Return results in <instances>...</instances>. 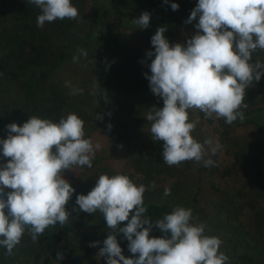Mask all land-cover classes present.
I'll return each instance as SVG.
<instances>
[{
  "label": "trees",
  "instance_id": "16d2710c",
  "mask_svg": "<svg viewBox=\"0 0 264 264\" xmlns=\"http://www.w3.org/2000/svg\"><path fill=\"white\" fill-rule=\"evenodd\" d=\"M104 1L91 0L90 15L87 0H72L79 21L57 19L41 28L36 24L37 6L28 0H0V139L8 135L6 125L22 126L30 116L58 122L75 113L85 122V138L104 127L114 144L131 148L121 168L103 174H124L146 187L155 182L156 187L144 193L146 216L155 221L176 206L191 208L190 222L204 223L206 235L212 236L211 229L225 233V248L220 250L230 264H264V76L245 90L248 107L241 109L245 120L228 124L223 118L222 148L232 155L233 167H204L202 161L193 160L168 166L163 162V142L151 139V122L145 118L151 106L163 107L144 75H151L148 65L154 57L148 58L142 46L150 45L154 51L150 41L156 31L150 27L137 31L129 25L148 11L150 25L167 26L166 37L186 43L195 34L198 19L191 24L184 21L198 0H106L108 7ZM173 2L179 5L176 11L170 7ZM78 49L86 50L88 56H79ZM74 56H79L76 62ZM255 61L264 63V51L253 54ZM74 88L83 89L82 94L73 95ZM97 115L103 119L97 120ZM189 119H197L194 110H189ZM251 128L256 136L247 134ZM191 134L201 143L206 140L200 122ZM216 156L208 151L205 159ZM5 162L0 155V164ZM212 171H220L219 177L229 185L214 182ZM100 175L90 176L73 193L64 227H47L36 243L26 231L12 255L0 246V264H106L97 255L111 231L103 215L84 213L73 204L77 195L89 193ZM164 177L172 180L170 185L163 186ZM165 188L171 189V195H163ZM89 220L95 222L92 229L86 227ZM151 235L163 234L153 229ZM117 240L123 255L133 257L128 241L122 235ZM92 241L100 244L89 247Z\"/></svg>",
  "mask_w": 264,
  "mask_h": 264
},
{
  "label": "clouds",
  "instance_id": "9594fccd",
  "mask_svg": "<svg viewBox=\"0 0 264 264\" xmlns=\"http://www.w3.org/2000/svg\"><path fill=\"white\" fill-rule=\"evenodd\" d=\"M28 3L40 9L37 27L57 19L81 18L72 0ZM170 7L179 9L175 2ZM150 18L151 14L143 11L132 23L137 29H147ZM197 19L195 34L186 43L170 45L164 35L167 26L158 27L150 41L154 51L146 53L154 59L148 65L151 75H144L151 92L163 100V107L151 106L145 118L151 122V139L163 142V162L168 166L189 160L215 166L205 157L208 151L215 155L222 145L218 140L213 145L211 139L201 143L193 137L200 121L190 120L189 110L198 109L206 118H224L228 124L237 119L243 122L241 109L248 107L245 90L264 76V63L253 62V54L264 51V0H198L184 23ZM78 53L88 56L84 49ZM79 56H74L73 62ZM82 92L72 89L73 95ZM102 119L97 115V120ZM84 124L77 114L70 113L58 122L30 116L22 126L15 122L5 126L8 135L0 139V155L6 159L0 164V246L7 255L13 254L26 231L36 243L47 227L68 223L66 205L75 188L64 173L74 167L92 168L96 152L102 148L100 142L85 138ZM155 187V182L147 187L137 185L124 174H101L87 195H77L78 210L88 214L99 211L111 230L97 255L105 258L106 264H230L220 250L222 240L206 235L204 223L190 222L191 208L176 206L155 221L145 215L144 193ZM163 195H171V189L165 188ZM122 222L126 223L121 227ZM153 229L163 235H151ZM118 235L128 241L133 257L123 255ZM99 244L92 241L89 247Z\"/></svg>",
  "mask_w": 264,
  "mask_h": 264
},
{
  "label": "rangeland",
  "instance_id": "374dc122",
  "mask_svg": "<svg viewBox=\"0 0 264 264\" xmlns=\"http://www.w3.org/2000/svg\"><path fill=\"white\" fill-rule=\"evenodd\" d=\"M87 2H88V5H87L88 13L92 15L93 7L91 5V0H87ZM104 2H105L103 3L104 6L108 7L107 1L105 0ZM129 26L134 30H137V31L140 30V29H137V26L134 24H130ZM149 27L151 28L152 31H156L158 28L157 25H152V24L149 25ZM166 38L168 39L170 45L176 44V42L173 41L172 39L170 40V38L168 37ZM142 49L146 53L147 51L151 49V46L150 45L148 46L146 44V46L145 45L142 46ZM84 66H82V68ZM193 110H194V114L197 116V118L199 119L200 123L203 126L206 139H211L213 141V145L218 140L219 143L222 145L221 138L225 136V132H226L225 124H223L224 123L223 118H217L215 117V115H213L212 118H206L204 113H202L198 109H193ZM229 129L231 130V128ZM242 130H240L239 132L242 134H245V132ZM256 133L257 132L254 128H251L247 131V134H249L250 136H256ZM230 135H234V133L230 131ZM90 138L93 140V143L98 141L102 145V148L96 152L95 158L92 162L93 164L92 168H88L86 166L74 167L73 171H66L64 173L65 178L75 188V192L76 191L78 192L80 191V189H82L85 181L90 176L96 175V174H99V175L103 174L109 171L110 169L113 170L115 168H121L126 163L127 158L130 157V154H131L130 146L126 143L125 144H114L112 138H110L107 132L104 130V127L100 129H96L91 134ZM119 145H122L123 147L122 148L118 147ZM209 152L211 153V151ZM216 154L218 156L212 157V160L215 162V166L220 167V169L223 167H227V166L233 167L235 161L233 160L232 155L226 152V148H221V150H218ZM219 173L220 171H215V172L212 171L211 179L214 182H219L221 184H224V187L225 186L227 187V185L229 184L226 183V181L223 180V178L219 177ZM171 181H172L171 179L164 177L162 184L163 186L170 185ZM75 202L76 200L73 202V204L75 205L74 207L77 206ZM86 223H87L86 225L87 228L92 229L95 226L94 221L91 222V220H89ZM216 229L219 230L218 228ZM211 230H212V233H211L212 236L219 237L222 240V242L225 241V239H223V237L225 236V233H222L221 231L217 233V231H215L214 229H211ZM224 248L225 247L222 243L221 249H224ZM231 248H233V246H231Z\"/></svg>",
  "mask_w": 264,
  "mask_h": 264
}]
</instances>
